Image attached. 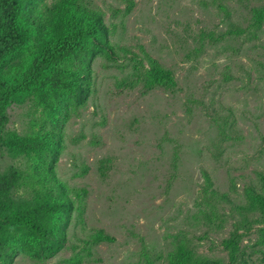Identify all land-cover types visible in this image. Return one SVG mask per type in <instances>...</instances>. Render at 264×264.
I'll return each mask as SVG.
<instances>
[{
	"label": "rangeland",
	"instance_id": "rangeland-1",
	"mask_svg": "<svg viewBox=\"0 0 264 264\" xmlns=\"http://www.w3.org/2000/svg\"><path fill=\"white\" fill-rule=\"evenodd\" d=\"M79 1L100 12L115 53L93 59L91 93L65 119L54 165L59 179L85 191L81 220L70 222L66 244L53 257L19 255L12 264H67L72 249L80 251L98 229L112 241L92 246L79 264H166L178 240L198 256L225 260L219 241L230 217L221 230H206L196 203L202 171L235 203L264 174V19L257 26L251 17L264 0ZM230 29L242 32L228 35ZM143 53L171 72L172 92L139 83L147 66L133 61ZM30 107L10 106L5 130H29ZM8 165L22 168L24 161L0 157V171ZM220 207L228 216V206ZM256 227L241 239L245 250ZM258 257L254 252V264H262Z\"/></svg>",
	"mask_w": 264,
	"mask_h": 264
},
{
	"label": "trees",
	"instance_id": "trees-1",
	"mask_svg": "<svg viewBox=\"0 0 264 264\" xmlns=\"http://www.w3.org/2000/svg\"><path fill=\"white\" fill-rule=\"evenodd\" d=\"M251 17L259 26L264 7L253 9ZM238 32L230 29L227 34ZM204 37L214 41L211 33L199 34V39ZM108 38L100 12L79 0H0V157L24 161L22 168L8 165L0 171V264H12L19 255L33 261L53 257L66 244L70 222L81 220L85 191L59 179L54 165L63 149L65 119L91 93L93 59L115 56ZM198 51L200 47L192 50ZM142 60L147 68L137 80L143 88L172 92L171 72L145 53L133 64L142 67ZM25 102L35 116L29 130L6 131L7 110ZM104 168L100 162L101 174ZM201 175L204 183L196 204L204 228L221 230L230 217L229 231L219 241L225 260L198 256L188 241L178 240L166 252V264H254V252L259 254L255 260L264 264V174L257 175L258 188H245L243 203L215 190L207 172ZM15 190L26 196L15 197ZM221 204L228 206V216ZM256 225L255 240L245 250L241 239ZM111 241L102 230H93L65 262L79 264L80 255H88L92 246Z\"/></svg>",
	"mask_w": 264,
	"mask_h": 264
}]
</instances>
